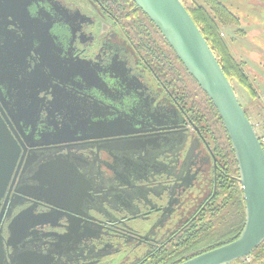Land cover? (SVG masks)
I'll use <instances>...</instances> for the list:
<instances>
[{
  "label": "flooded vegetation",
  "instance_id": "obj_1",
  "mask_svg": "<svg viewBox=\"0 0 264 264\" xmlns=\"http://www.w3.org/2000/svg\"><path fill=\"white\" fill-rule=\"evenodd\" d=\"M13 5L18 16L0 18L19 46L0 78V264L184 262L227 175L173 65L169 80L155 75L96 0ZM205 9L227 46L263 27L264 0Z\"/></svg>",
  "mask_w": 264,
  "mask_h": 264
},
{
  "label": "water",
  "instance_id": "obj_2",
  "mask_svg": "<svg viewBox=\"0 0 264 264\" xmlns=\"http://www.w3.org/2000/svg\"><path fill=\"white\" fill-rule=\"evenodd\" d=\"M29 0H3L0 3V18L5 14L18 16ZM144 13L171 47L187 73L194 79L215 108L228 135L238 175L235 180L241 187L244 201V225L237 239L210 250L180 264H232L242 260L264 241V153L252 123L246 117L231 83L228 82L211 49L198 28L182 6L180 0H131ZM35 32V31H34ZM0 32L1 80L12 73L10 62L17 58L18 44L3 39ZM33 39H37L33 35ZM7 61L8 71L1 67ZM96 73V72H95ZM97 74V73H96ZM83 83L87 81L79 75ZM0 80V88L6 90L7 82ZM90 89L98 90L94 83ZM98 128V130H97ZM94 138L104 137L97 125ZM96 132V131H95ZM7 134L0 119V140ZM113 136L119 133H110Z\"/></svg>",
  "mask_w": 264,
  "mask_h": 264
},
{
  "label": "trees",
  "instance_id": "obj_3",
  "mask_svg": "<svg viewBox=\"0 0 264 264\" xmlns=\"http://www.w3.org/2000/svg\"><path fill=\"white\" fill-rule=\"evenodd\" d=\"M96 1L105 6L112 17L120 23L131 44L138 50L155 75L169 80L170 65H173L178 98L189 103L196 121L209 129L225 166L223 171L227 175L225 176L227 180L223 182L222 193L226 197L216 190L215 194L218 197L216 205L207 211L208 217L202 223L192 227L193 249H190L191 253L182 261L234 241L244 225V201L241 187L235 180L238 171L234 152L215 108L187 73L158 29L131 0ZM207 1L209 0H180L211 49L228 82L231 85L235 82L250 99L255 100L258 96L244 72V65L233 58L227 44L221 40L216 20L205 9ZM232 264H264V241L245 258Z\"/></svg>",
  "mask_w": 264,
  "mask_h": 264
},
{
  "label": "rangeland",
  "instance_id": "obj_4",
  "mask_svg": "<svg viewBox=\"0 0 264 264\" xmlns=\"http://www.w3.org/2000/svg\"><path fill=\"white\" fill-rule=\"evenodd\" d=\"M260 24L263 26L260 30L248 33L245 38H239L233 33L228 35L235 41L234 45H228L231 55L246 63L245 72L249 76L253 88L259 93L258 98L250 99L240 86L235 82L232 83L237 100L244 109L248 120L252 124L258 125L255 129L257 137L264 135V23ZM251 44L253 47L257 45L256 52L251 53L249 57L243 56V52L250 51Z\"/></svg>",
  "mask_w": 264,
  "mask_h": 264
},
{
  "label": "built area",
  "instance_id": "obj_5",
  "mask_svg": "<svg viewBox=\"0 0 264 264\" xmlns=\"http://www.w3.org/2000/svg\"><path fill=\"white\" fill-rule=\"evenodd\" d=\"M258 127L257 124H253V128L254 130ZM258 141L260 142V145L262 147L263 153H264V135H262L261 137H258Z\"/></svg>",
  "mask_w": 264,
  "mask_h": 264
}]
</instances>
